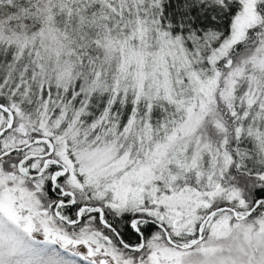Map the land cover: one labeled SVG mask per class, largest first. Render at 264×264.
I'll return each mask as SVG.
<instances>
[{"label": "snow or ice", "instance_id": "6c2138e0", "mask_svg": "<svg viewBox=\"0 0 264 264\" xmlns=\"http://www.w3.org/2000/svg\"><path fill=\"white\" fill-rule=\"evenodd\" d=\"M0 264H264V0H0Z\"/></svg>", "mask_w": 264, "mask_h": 264}]
</instances>
